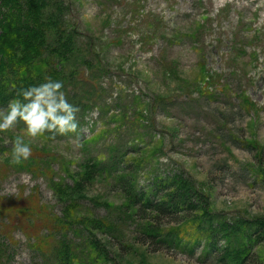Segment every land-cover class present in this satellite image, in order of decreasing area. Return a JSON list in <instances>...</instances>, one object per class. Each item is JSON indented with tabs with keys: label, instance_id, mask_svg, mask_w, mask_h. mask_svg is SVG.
Masks as SVG:
<instances>
[{
	"label": "rangeland",
	"instance_id": "374dc122",
	"mask_svg": "<svg viewBox=\"0 0 264 264\" xmlns=\"http://www.w3.org/2000/svg\"><path fill=\"white\" fill-rule=\"evenodd\" d=\"M59 2L56 27L81 37L55 76L71 71L62 91L99 107L71 135L31 140L19 165L26 126L0 133V264H64V248L68 264H264V0ZM122 150L140 204L94 166ZM175 191L180 221L158 223ZM172 225L182 242L156 250L146 234Z\"/></svg>",
	"mask_w": 264,
	"mask_h": 264
},
{
	"label": "trees",
	"instance_id": "16d2710c",
	"mask_svg": "<svg viewBox=\"0 0 264 264\" xmlns=\"http://www.w3.org/2000/svg\"><path fill=\"white\" fill-rule=\"evenodd\" d=\"M64 2V0H59ZM58 0H0V106H7L9 102L14 98L23 99V97H17L16 92L21 88H27L31 85H38L45 82L46 78L50 77L53 80H58L63 82L64 78H68L72 73L67 71V76L62 75L61 77L55 73L60 74L65 72V67L67 63L73 62L74 53L79 51L76 47L78 33L76 30H60L56 27V22L58 19L57 11L61 3ZM59 2V6H55ZM21 5L24 7V13L22 17L20 13H17V16L11 15V7H16ZM31 8H30V7ZM21 7V8H22ZM55 19L53 22L52 20ZM79 37L80 34L78 35ZM58 56V60L56 59ZM89 64V63H88ZM60 65V69H57V66ZM92 67V64L89 65ZM15 84L16 88L13 89L11 86ZM64 92V91H63ZM68 102L79 108V111L76 113L81 118L77 121L81 124L84 120L87 109L84 110L85 106L91 105L86 104L80 107V99L77 97L71 96L67 91L64 92ZM94 106L97 104H92L88 108L92 111ZM99 107V106H98ZM68 133L67 135H71ZM51 137V133H47ZM58 136H61L57 134ZM113 147V146H112ZM126 151L122 150L121 154H118L117 157H123L118 161L119 165L106 163L105 161L99 160L100 155H92L95 159L94 166L101 170V166L106 169V172L110 175L116 187L126 190V192L134 200L140 204L141 199L139 197V192L142 189H139L138 184L136 183L137 176L129 174V171H123L124 165V155ZM128 167V166H127ZM129 169V168H128ZM142 193H140L141 195ZM137 196V197H136ZM171 200L169 202L161 203L157 208L159 216L164 218L158 221L168 223H178L180 221V213L182 208L183 200L182 196L178 191L171 193ZM133 200V201H134ZM196 222V221H195ZM201 222H196V225ZM65 225V224H64ZM186 227V226H185ZM167 229V230H166ZM184 229L180 226H169L162 229L161 233H149L150 235L148 242L156 244L155 249H161L164 243H168L170 247L180 245V231ZM64 232L63 240L64 242H69L68 234H66L67 226L62 227ZM168 233H173L174 236L170 238H165L164 236ZM197 233L203 234L201 230ZM180 234V235H179ZM194 233H190L189 229H186V235L189 238V243L192 244L193 240L198 242V237H194ZM159 236V238H158ZM226 239L231 241L232 238L237 235H232L229 232L226 233ZM2 234H0V244L3 248L4 242L2 241ZM203 240V238H202ZM146 242V240H144ZM164 242V243H163ZM95 245V244H94ZM165 245V244H164ZM205 246L210 245V240H206ZM235 245V244H234ZM229 246V245H228ZM218 256V255H217ZM73 258V257H72ZM221 264H227L228 258L219 257ZM234 264H257V260L247 253L245 256H235ZM70 257V251L64 248V264L72 262ZM62 264V263H61Z\"/></svg>",
	"mask_w": 264,
	"mask_h": 264
},
{
	"label": "clouds",
	"instance_id": "9594fccd",
	"mask_svg": "<svg viewBox=\"0 0 264 264\" xmlns=\"http://www.w3.org/2000/svg\"><path fill=\"white\" fill-rule=\"evenodd\" d=\"M13 89L16 85L11 86ZM63 82L46 78L45 82L17 90V97L0 109V133L15 129L23 121L25 135L17 136L12 142L11 163L19 165L32 155L31 140L51 133L59 135L75 133L79 128L76 113L79 108L68 102L62 91ZM25 137L29 138L26 142Z\"/></svg>",
	"mask_w": 264,
	"mask_h": 264
},
{
	"label": "water",
	"instance_id": "95a60500",
	"mask_svg": "<svg viewBox=\"0 0 264 264\" xmlns=\"http://www.w3.org/2000/svg\"><path fill=\"white\" fill-rule=\"evenodd\" d=\"M202 193V192H201Z\"/></svg>",
	"mask_w": 264,
	"mask_h": 264
}]
</instances>
